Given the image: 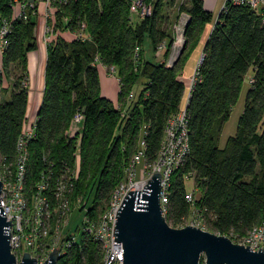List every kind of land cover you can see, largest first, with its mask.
<instances>
[{
	"label": "trees",
	"instance_id": "trees-1",
	"mask_svg": "<svg viewBox=\"0 0 264 264\" xmlns=\"http://www.w3.org/2000/svg\"><path fill=\"white\" fill-rule=\"evenodd\" d=\"M144 2L151 5V13L142 17L132 14L131 0H51L56 9L47 23L53 36L46 43L42 98L27 145L28 194L43 171L51 172V188L61 166H72L78 157V176L69 195L71 210L81 198L85 205L77 209L83 214L95 217L103 211L141 138L147 161L155 159L165 123L184 100L180 79L184 64L204 27L212 24L187 99L190 150L171 174L165 220L172 227L180 226L194 207L208 231L240 238L264 221V9L226 1L214 18L202 0H187L184 51L166 66L174 37L166 27L165 2ZM12 12L11 0H0V16L11 19ZM81 23L84 38L73 35ZM36 25L37 15L31 11L25 19H11L1 48V163L13 160L27 120L23 79L27 53L36 48ZM66 33H73L72 37ZM161 43L165 45L161 60L144 57L145 44L156 55ZM16 65L20 69L13 72L9 95L2 99L4 74L9 76L10 67ZM98 65L114 67L118 108L100 95ZM248 71L252 77L236 131L219 147V133ZM139 79L144 80L141 89L128 99ZM77 113L81 118L75 122ZM189 178L195 185L192 205L185 198ZM46 193L53 203L50 191ZM63 240L70 244L56 264H101V243L79 228L67 232Z\"/></svg>",
	"mask_w": 264,
	"mask_h": 264
},
{
	"label": "built area",
	"instance_id": "built-area-1",
	"mask_svg": "<svg viewBox=\"0 0 264 264\" xmlns=\"http://www.w3.org/2000/svg\"><path fill=\"white\" fill-rule=\"evenodd\" d=\"M235 4H248L255 10L264 9V0H225ZM42 2L45 5V25L44 39L46 43L52 36V27L47 21L51 18L56 9L51 0H11L13 12L11 19H25L28 11L37 13V4ZM224 2V3H225ZM224 6V5H223ZM130 10L132 14L147 16L151 13V5L144 0H131ZM186 20H187V15ZM0 16V43L1 48L5 45V36L10 28V20ZM264 24V17H263ZM185 22L178 23V34L176 42L172 45L166 66L173 62L183 36L180 32L184 28ZM85 24L74 32L75 37L84 38ZM48 39V40H47ZM179 39H181L180 44ZM165 45L159 44L156 54H159ZM139 47L134 48V60L138 59ZM104 67V66H103ZM109 73H114V67H104ZM196 68V67H195ZM195 68L190 76L189 86L185 91L184 100L174 115L170 116L164 126L163 138L156 157L152 162H148L144 154V141L141 138L137 151L126 161L123 167L124 175L122 180L111 192L105 209L95 217L83 214L79 230L88 234L93 240L101 243L102 260L101 264H122L123 248L121 242L114 240L113 229L115 227L116 213L128 191H142L143 186L151 179L154 173L160 174L159 204L162 215L165 218L168 208V189L170 177L174 169L181 165L190 150L188 113L186 110L187 99L190 95L195 78ZM133 92L128 94V99L133 97ZM118 108V105H116ZM80 114H75L73 121L80 120ZM36 115L28 122L16 141V154L11 162H2L0 168V180L2 184L0 194V207L6 220H10L9 245L10 251L14 254L17 263L21 260L23 253L28 252L34 257L38 264L48 258L53 249H57L58 255L70 244V240H63L67 232L64 225L71 212L69 195L72 192L74 181L78 176V157L72 166L63 164L55 177V183L50 188V171H43L40 180L34 184L31 194H28L26 187V173L28 171V151L27 145L32 138L35 126ZM75 154L77 156L79 146L76 143ZM50 191L54 202L51 203L46 191ZM186 200L192 205V190L187 191ZM85 200L77 198L75 208L84 206ZM86 211V208H84ZM185 225H203L199 212L192 207L180 227ZM74 235L71 239H74ZM238 244L247 245L252 250L264 249V221L251 227L243 236L238 239ZM205 258L199 261L204 264Z\"/></svg>",
	"mask_w": 264,
	"mask_h": 264
},
{
	"label": "water",
	"instance_id": "water-1",
	"mask_svg": "<svg viewBox=\"0 0 264 264\" xmlns=\"http://www.w3.org/2000/svg\"><path fill=\"white\" fill-rule=\"evenodd\" d=\"M180 32L183 36L184 28ZM183 51L184 38L171 65ZM1 188L0 180V194ZM159 191L160 174L154 173L142 191H128L118 208L113 234L114 240L122 244V264H199L202 256L204 264H264L263 248L252 250L225 235L193 225L171 227L162 215ZM9 227L10 220L0 207V264H38L28 252L17 263L10 251ZM57 257L54 248L42 264H56Z\"/></svg>",
	"mask_w": 264,
	"mask_h": 264
},
{
	"label": "crops",
	"instance_id": "crops-1",
	"mask_svg": "<svg viewBox=\"0 0 264 264\" xmlns=\"http://www.w3.org/2000/svg\"><path fill=\"white\" fill-rule=\"evenodd\" d=\"M203 6L206 10L210 11L215 18L220 10L223 8L225 0H202ZM38 13V14H37ZM37 25L35 30L36 37V48L27 53V78H28V94H27V106H26V121L28 122L37 113L38 107L41 102L42 92L44 87V68L46 60V41L44 40V25L46 19L42 16L45 13V5L42 2L37 4ZM208 29V30H207ZM212 29V24H207L200 36L199 44L191 52L185 63L189 61L193 62L191 66V72L188 74L189 77L192 75L194 68L196 67L199 58L203 55V45ZM67 38L72 37V34L66 33ZM53 36V33H52ZM162 51L155 55V59H162ZM170 54V53H169ZM185 65V64H184ZM99 92L103 97L111 100L117 105V95L119 89L118 78L115 73H109L104 67L99 69ZM0 69H1V49H0ZM252 72L248 71L244 78L250 81Z\"/></svg>",
	"mask_w": 264,
	"mask_h": 264
},
{
	"label": "rangeland",
	"instance_id": "rangeland-1",
	"mask_svg": "<svg viewBox=\"0 0 264 264\" xmlns=\"http://www.w3.org/2000/svg\"><path fill=\"white\" fill-rule=\"evenodd\" d=\"M164 2H165V4L163 5L162 11H164L167 15L166 27L169 29V32L171 33V37L172 36L174 37V40L172 43V45H173L176 42L175 40H176V36L178 34V23L180 22L182 24L183 22L186 23V21H187L185 19L186 18L185 7L188 4H187V0H164ZM42 16L45 18V13ZM172 45H171V47H172ZM0 49H1V43H0ZM143 52H144L143 55L145 58L155 60V55H154V53L152 54L148 44L144 45ZM192 63L193 62H191V61H189L188 63H185L183 70H182V73L180 75V79L184 82L186 91H187V87L189 86V83H190V80H189L190 77L188 74L191 72L190 70H191ZM101 67L102 66H100L99 69H101ZM19 69H20L19 65L12 66V67H10V71L8 74L9 76L4 74V79H3V83H2V92H1V98L2 99H5L8 97L10 89H11L10 88L11 81L13 80V76H14L13 72L14 71L18 72ZM23 81H24V86H26V88H27V86L29 84L27 76L23 79ZM143 81H144L143 79H139V81L135 84V86L133 87L134 94L137 93L141 89ZM248 86H249L248 79H245V82L242 85L239 96H238L235 104L231 107L228 119L224 122L222 129L219 133V137H218V141H217L219 147H223L226 138L229 135H233L236 131L238 119H239V116L243 110L245 93H246ZM27 92H28V89H27ZM1 165H2V163L0 160V168H1ZM185 184H186V189L188 191H191L193 188H195V185L193 184V180L191 178L186 179ZM82 216H83V212H80L77 208H73L71 210L69 216H68L66 224L64 225V231L63 232L76 233L77 228H79V226H80ZM169 225L171 226L170 223H169ZM196 227H199L203 230H207L204 225H197ZM174 228H180V226H177ZM225 236H227V235H225ZM230 236L233 237L231 234H230ZM230 236H227V237L230 238ZM238 239L239 238L235 239L233 237L231 239V241L234 243H238Z\"/></svg>",
	"mask_w": 264,
	"mask_h": 264
},
{
	"label": "bare ground",
	"instance_id": "bare-ground-1",
	"mask_svg": "<svg viewBox=\"0 0 264 264\" xmlns=\"http://www.w3.org/2000/svg\"><path fill=\"white\" fill-rule=\"evenodd\" d=\"M180 42H181V39H179V42L178 43L180 44Z\"/></svg>",
	"mask_w": 264,
	"mask_h": 264
}]
</instances>
